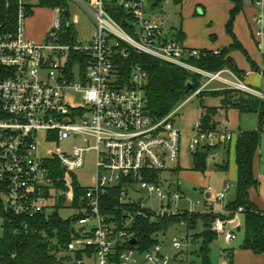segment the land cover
I'll use <instances>...</instances> for the list:
<instances>
[{
	"label": "built area",
	"instance_id": "2783aa9c",
	"mask_svg": "<svg viewBox=\"0 0 264 264\" xmlns=\"http://www.w3.org/2000/svg\"><path fill=\"white\" fill-rule=\"evenodd\" d=\"M150 1L67 0L66 8H44L39 5V0H15L13 26H0V216L10 213L33 217L49 212L59 195L65 197L63 210L70 209L74 196L70 175L75 176L82 169L84 154L93 152L95 172L90 177V184H79L86 191L82 196L86 203L82 208L85 214L74 225L77 237L67 244L70 252L81 251L83 254L73 264H169V253L160 242L142 254L125 249L117 258L114 247L131 240L128 227L135 216L155 221L183 212H214L206 200L200 209L179 206L178 202L185 199L182 181L165 176L172 173L171 166L177 163L181 152V133L173 125L172 117L188 100L205 91L232 89L264 101V50L260 45L261 61L256 70L261 82L259 89L228 68L208 72L189 62L192 58L206 57L208 51L186 47L181 41L167 37L159 20L146 13ZM252 3L258 10L254 24L255 35L259 37L262 34V0H252ZM109 5L127 13V29L110 15ZM71 6L79 8L92 22L88 40L78 38L76 25L80 19L76 15L70 17ZM36 9L53 12L51 26L45 35L48 43L36 42L25 34L27 15ZM64 22L72 24L77 32V41L73 45L59 41ZM121 44L139 54L200 75V86L171 113L161 119L154 118L147 109L143 91L147 73L140 65L132 69L130 87H120L114 82L113 56ZM127 48H120L123 56L128 54ZM72 52L87 56L83 75L78 65L73 67L71 74L67 73ZM211 53L216 55L219 51ZM212 82L222 86L212 88ZM72 94L74 105L66 100ZM191 132L190 153L200 147L220 146L234 139L226 119L215 123L213 128H204L201 120H197ZM68 140L72 143L68 151L57 148L56 153L41 156L42 142L58 144ZM207 158L211 159L212 155L208 154ZM52 160L62 169V180L67 186L65 192L53 185ZM152 171L161 172L159 183L145 177L146 172ZM121 180L125 181L119 195L121 203L140 202L142 194L133 188L137 186L149 196L156 195L159 204L156 208L140 205L134 211L124 210L122 227L117 229L115 221H107L100 213V197ZM228 189L229 185L225 184L222 190L216 191L215 200L221 201ZM130 191L140 193V198L132 199ZM206 191L211 193L210 188ZM242 212L240 206L231 216L217 218L211 229L229 242L235 238L238 216ZM191 243L188 235L172 237L171 247L181 251L177 260L184 259L183 248L190 252Z\"/></svg>",
	"mask_w": 264,
	"mask_h": 264
},
{
	"label": "trees",
	"instance_id": "16d2710c",
	"mask_svg": "<svg viewBox=\"0 0 264 264\" xmlns=\"http://www.w3.org/2000/svg\"><path fill=\"white\" fill-rule=\"evenodd\" d=\"M152 7L156 8L162 0H152ZM180 4L182 0H171ZM233 4L229 11V17L225 25L226 32L234 39V43L223 48L214 55L208 51L206 57L192 58L189 60L193 65L208 72H217L228 68L237 75L242 72L237 69L234 62L227 56L229 50L239 48L241 45L235 40L232 26L235 16L242 10L243 0H230ZM39 5L44 8L67 7V0H39ZM110 15L127 29L126 19L129 17L121 9L109 5L107 7ZM33 13V12H32ZM31 14V13H30ZM29 14V15H30ZM15 18V0H0V26L12 27ZM59 41L73 45L77 41V32L72 24H62ZM126 47L121 44L113 56L115 63L114 79L120 87H130V75L135 65H140L147 73V81L143 86L147 98V109L156 119H161L171 113L179 104L184 102L201 84L202 77L149 55L139 54L128 49V54L123 56L120 48ZM75 65H78L79 72L83 75L86 71L87 56L72 52L67 62V73L72 72ZM209 94L221 96L219 107L203 108L201 123L204 128H213L214 117L219 109L231 107L257 112V126L253 130L240 132L235 144V162L237 166V177L235 182V198L227 203L225 210L227 214L215 212H196L189 214L183 212L178 216L163 217L150 221L148 217L135 216L128 227L129 236L135 239V245L130 240L116 244L114 257L125 249H133L142 254L150 251L155 244L160 242L159 235L164 234L173 224L183 222L187 230L194 229L198 223L202 225V231L197 234L200 237L198 247L193 253L200 259L201 264H212L209 258V245L216 238V233L211 229L217 218H225L238 208L242 207L244 215V240L241 247L250 249L254 253H264V214L258 210L250 200L249 188L257 186V180L253 174V157L260 142V132L264 118V101L232 89H219L206 91ZM203 93L198 94L201 96ZM210 147H200L191 153L192 169L203 172L207 165V156ZM51 176L53 185L58 190L65 192L67 186L62 180V169L56 161L51 162ZM145 177L159 183L161 172H146ZM70 180L73 185L74 196L71 205V215L62 217L60 212L65 208V197L59 195L49 212L40 213L33 217H20L10 213H3L0 216V264H73L75 259L83 256L81 251L70 252L67 244L77 237L74 225L76 221L84 216L86 203L82 200L85 196V187H81L76 177L71 174ZM125 186L121 180L116 186L111 187L107 193L100 197V213L107 221H115L117 229L121 228V220L124 210L134 211L140 208L137 201L121 203L119 201L120 191ZM2 200L0 199V207ZM228 264H231L229 261Z\"/></svg>",
	"mask_w": 264,
	"mask_h": 264
},
{
	"label": "rangeland",
	"instance_id": "374dc122",
	"mask_svg": "<svg viewBox=\"0 0 264 264\" xmlns=\"http://www.w3.org/2000/svg\"><path fill=\"white\" fill-rule=\"evenodd\" d=\"M193 0H184L183 3L175 4L171 0H162L160 5L147 12V15L157 18L160 22V26L164 34L169 37L173 35L176 30L179 29L180 22L186 19L185 12L189 4ZM153 2V1H151ZM150 4V2H149ZM53 12L51 9H36L30 15H27L25 23V34L28 38L36 42H49L45 39L46 32L49 30L52 23ZM69 15L72 18L74 15L78 16L80 23L77 26L78 38L82 40H88L90 38L93 25L90 19L81 12L77 7L71 6L69 8ZM260 81V80H259ZM252 87L259 89L261 87L260 82L248 83ZM216 85L213 83L212 88ZM208 92V91H207ZM201 96H196L188 100L180 111L172 117V122L174 126L178 127L181 133V154L178 160L183 173L181 175L177 173L168 174L167 176L171 180L179 178L182 181L181 190L185 195V199L178 202V205L183 207H193L200 209L204 207L205 200V190L203 187H210L211 197L206 200L214 209H218L221 204L227 203L234 199L235 196V179L228 178L225 172L217 169L212 165L211 160H208L206 169L203 172H196L191 169V156L188 150V144L192 135L191 127L192 124L199 118L201 105H206L208 107H219L221 105V97L217 94H209L202 92ZM66 100L70 105H74V94L66 97ZM223 113L225 109H222ZM221 110V111H222ZM227 112V124L235 129L240 128L248 129L252 126L257 125V115L254 112H240L231 109H226ZM183 114V117H181ZM224 118V115L222 116ZM217 120L223 118L216 115ZM263 130L261 131L262 134ZM44 136V133H41ZM236 134L234 136V139ZM262 143H264V138H261ZM72 143L70 140L63 141L60 143H41L40 154L43 157H47L50 154L56 153L57 148L65 149L68 151ZM94 153L88 151L84 154V164L81 170L75 173L79 184L87 186L90 184V177L94 174ZM228 184L229 189L225 192V197L221 201L215 200V192L220 191L224 188V185ZM203 186V187H201ZM134 189L142 194V198L139 200V204L147 208H156L159 204V199L156 195H148L146 192L141 190L139 187L134 186ZM195 188V190H194ZM197 201V204L194 202ZM73 209H65L60 212L62 217H67L72 214ZM239 221L242 224L243 215L240 213ZM202 230V225L200 223L194 229L187 230L185 224H173L170 226L164 234L159 235V240L163 244L164 249L169 253L170 261L169 264H187L189 262H194L196 264H201L200 259L193 253L200 242V237L197 234ZM189 236L192 239V245L190 252H187L184 248L182 249V255L184 259L177 260L178 255L181 251L175 250L171 247V239L173 236ZM243 236V230L236 231V237L232 239L231 245L235 246ZM225 246L224 238L219 235L217 239H214L209 245V258L212 264H219L221 258H223V248ZM141 259V257H139Z\"/></svg>",
	"mask_w": 264,
	"mask_h": 264
},
{
	"label": "crops",
	"instance_id": "0c3cea01",
	"mask_svg": "<svg viewBox=\"0 0 264 264\" xmlns=\"http://www.w3.org/2000/svg\"><path fill=\"white\" fill-rule=\"evenodd\" d=\"M183 2L184 0H182L181 3ZM232 6L233 4L231 3L230 0H193L189 4L185 12V15L187 16L186 19L180 22L179 29L176 30V32H174L173 35L170 37L167 34L165 35L169 38L177 39L181 41L183 45L189 48L206 49L209 51H214V50L220 51L223 48L230 47L234 43V39L226 32L225 25L229 17V11L232 8ZM152 9H154V7H152V2L150 1V4L146 9V13L150 12ZM262 10H263L262 23H261L262 34L259 37L255 35L256 26L254 24V16L258 10L253 5L252 0H243L242 10L236 14L232 26V32L234 38L241 45L243 51L240 50L239 48H233L228 51L227 56L233 60L237 69L242 72V74L239 76H241L243 80L246 81V83L260 82L256 70L261 61V53H260L259 45L264 50V0H262ZM77 26L78 24L76 25V28ZM213 83H216V85H214L213 88H220L222 86L218 82H212L210 84L211 87ZM228 109L236 111L238 114L240 112H254L257 115L256 111L240 110L234 107ZM221 110L222 109H219L217 114L221 118H223L222 116L224 115L223 119H226L227 121L228 118H227L226 110L224 114H222L223 110L222 111ZM202 113H203V108L200 107L199 118L197 120H200ZM181 117H183V114H181ZM221 120H217L216 116L214 117L215 123H218ZM256 126L255 127L252 126L251 128L243 129V130H241L240 128L235 129L234 127L228 126L231 129V131L234 133V136L236 134L235 139L224 145L210 147V151L208 154H211L212 158L211 159L207 158V162L208 160H211L212 165H214L217 169L225 172L228 178L236 180L237 177V166L235 162L236 139L240 132L253 130L256 128ZM262 130H263L262 134L260 132V142L253 157V174L257 180V186L250 187L248 192H249L250 200L255 204L258 210L264 212V143H262L261 141V138H264V118L261 127V131ZM171 167L173 169L171 174L177 173L181 175L183 173V170L179 165L178 161ZM191 169H192V163H191ZM165 176H167V174H165ZM207 188L210 187L209 186L206 188L203 187L205 191ZM210 197H211V193L206 191L205 200L209 199ZM227 203L221 204L218 207V209L216 208L214 209L212 206L211 207L213 208L215 213L226 214L225 207ZM238 224L239 225L236 231L243 230V236L235 246L231 245L230 242L231 240L229 242H226L224 240L225 248H223L222 250L223 258H221L219 264H228L229 261L231 262V264H264V253L257 254L250 249H244L241 247L242 242L244 240V226H243L244 215H243L242 224L239 221V218H238ZM218 237L219 235L216 234L215 239H217Z\"/></svg>",
	"mask_w": 264,
	"mask_h": 264
},
{
	"label": "water",
	"instance_id": "95a60500",
	"mask_svg": "<svg viewBox=\"0 0 264 264\" xmlns=\"http://www.w3.org/2000/svg\"><path fill=\"white\" fill-rule=\"evenodd\" d=\"M64 15H65V17H67L68 13L65 11V12H64ZM129 195H130V197H131L132 199H135V200L139 199L140 196H141L140 193H137V192H134V191H130V192H129ZM130 244H131V245H135V239H134V238H132V239L130 240Z\"/></svg>",
	"mask_w": 264,
	"mask_h": 264
}]
</instances>
